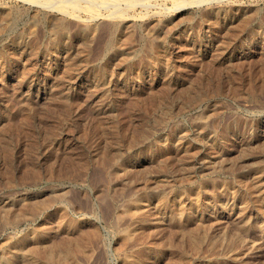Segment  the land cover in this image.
Segmentation results:
<instances>
[{
	"label": "rangeland",
	"instance_id": "1",
	"mask_svg": "<svg viewBox=\"0 0 264 264\" xmlns=\"http://www.w3.org/2000/svg\"><path fill=\"white\" fill-rule=\"evenodd\" d=\"M185 1L94 17L0 0L9 264L17 243L42 260L67 247L47 264L264 263V0Z\"/></svg>",
	"mask_w": 264,
	"mask_h": 264
},
{
	"label": "bare ground",
	"instance_id": "2",
	"mask_svg": "<svg viewBox=\"0 0 264 264\" xmlns=\"http://www.w3.org/2000/svg\"><path fill=\"white\" fill-rule=\"evenodd\" d=\"M26 1H31L32 3L33 2H35V0H26ZM37 1V0H36ZM78 1H80V0H38V2H41L42 4H44V6L46 5V6H52V7H54V8H57V9H59V10H61V12L62 11H64L65 13L67 12V13H69V9H73V10H80V9H84V10H89L88 12H90L91 14H92V16H94V17H96L95 15H96V12L97 11H99L101 8H102V10H103V8H105L108 12H109V15H111V16H121V14H122V12H123V10L124 9H126L125 8V6L128 8V10H129V8H133L134 6H136V5H138V4H140V6L142 5H146V4H149L150 3V0H88V1H86L85 0V2H86V5H85V7H83L82 5H80V2H83V1H80V2H78ZM172 2L174 1L175 2V4L178 6V7H183V6H185V5H187L186 4V1L185 0H171ZM198 2L200 1L201 2V0H197ZM222 1V0H221ZM190 2V1H189ZM206 2V1H205ZM40 3V4H41ZM85 4V3H84ZM124 5V8L122 9V6ZM43 7V6H42ZM88 9H87V8ZM54 8H52L53 10H54ZM176 8V7H175ZM73 10H72V12H73ZM84 10H82V11H84ZM127 10V9H126ZM178 10V9H177ZM87 11H86V13H87ZM92 11V12H91ZM80 12V11H79ZM85 12V11H84ZM99 13L97 12V15H98ZM123 14H125V13H123ZM254 14V13H253ZM108 15V16H109ZM247 15V14H246ZM74 16H77V15H75L74 14ZM71 17H73V16H71ZM78 17H79V15H78ZM93 17V18H94ZM99 17V16H98ZM97 17V18H98ZM101 17V16H100ZM246 17V16H245ZM75 18H77V17H75ZM117 18V17H116ZM93 20V19H92ZM248 22V21H247ZM249 25V24H248ZM248 27V26H247ZM207 161V160H206ZM251 164V163H250ZM253 165H255V164H253ZM252 166V165H251ZM208 167V166H207ZM213 168H214V166H213ZM253 168V167H252ZM238 169V168H237ZM206 173V172H205ZM242 173V172H241ZM241 173L239 174V176L238 175H236V173L234 174V175H236L235 176V178H237L238 179V181H242V179L244 180L245 178L243 177V175H241ZM263 173H264V171H263ZM238 174V173H237ZM191 173H187L186 174V180L187 179H190L191 178ZM260 175V174H259ZM255 176H258V175H256L255 174ZM255 176H253V177H255ZM185 177V176H184ZM252 177V179H253V184H254V190H256V194L258 195V197H262L263 199V201H264V181L261 179V178H253ZM261 177V176H260ZM250 178V177H249ZM263 178V177H262ZM236 179V180H237ZM250 180V179H249ZM184 181V180H183ZM234 182H235V180H234ZM233 182V183H234ZM244 182V181H243ZM173 183V182H172ZM171 183V184H172ZM236 183V182H235ZM234 183V184H235ZM231 184V183H230ZM239 184V183H238ZM229 185V184H228ZM241 184H239V186H240ZM243 185V184H242ZM241 185V186H242ZM161 186H163V185H161ZM170 186V185H169ZM230 186V187H229ZM228 186V192H230V194L232 195V196H234L236 193H235V188H234V186H233V184H231V185H229ZM240 186V188H242ZM162 188V187H161ZM157 189V188H156ZM151 190V189H150ZM237 190H238V188H237ZM239 190H241V189H239ZM149 191V190H148ZM177 192L176 193H178V190H176ZM227 191V190H226ZM239 192V191H238ZM154 194H151L152 195V197H155V198H157L158 199V201H160L161 202V204L163 203H166V201H167V198H169V197H166V195L163 193V192H161V191H155V192H153ZM244 193H246L245 191H244ZM150 194V193H149ZM189 194V193H188ZM230 194H228L229 196H230ZM256 195V196H257ZM150 196V195H149ZM185 196V195H184ZM231 196V197H232ZM241 196V195H240ZM239 196V197H240ZM234 197H236V196H234ZM245 197V196H244ZM145 199V198H144ZM234 199V198H233ZM148 201V200H147ZM129 202V201H128ZM261 202V201H260ZM131 204H132V206H134V207H136V208H140L141 206H142V204L137 200V198L136 199H133V201H131ZM162 204V205H163ZM224 207V206H223ZM209 209V208H208ZM128 211V210H127ZM136 213H138V212H136ZM178 213V212H177ZM182 213V212H181ZM133 214V213H132ZM180 214V213H179ZM130 215V214H129ZM136 215V214H135ZM156 215V214H155ZM19 217V216H18ZM131 217V216H130ZM180 217V216H179ZM121 218V217H120ZM132 218V217H131ZM116 220V219H115ZM73 221V220H72ZM130 221V220H129ZM160 221V220H159ZM158 221V222H159ZM247 221V220H246ZM117 222V221H116ZM157 222V221H156ZM231 222V221H230ZM213 225V224H212ZM246 225V224H245ZM232 226V225H231ZM259 226V225H258ZM193 227H195V225L193 226ZM237 227V226H236ZM220 228V227H219ZM194 229H196V228H194ZM197 229H198V227H197ZM196 229V230H197ZM230 229V228H229ZM179 230V229H178ZM184 230V229H183ZM190 230V229H189ZM195 230V231H196ZM204 230V229H203ZM210 230V229H209ZM217 230V229H216ZM33 231V230H32ZM31 231V232H32ZM225 231H226V229H225ZM228 231V230H227ZM180 232V231H179ZM182 232V231H181ZM185 232V231H184ZM191 232V231H190ZM189 232V233H190ZM198 232V231H197ZM204 232V231H203ZM208 232V231H207ZM234 232V231H233ZM82 233V232H81ZM91 233V232H90ZM93 233V232H92ZM91 233V234H92ZM202 233V232H201ZM34 233H32V235H33ZM78 234V233H77ZM89 234V233H88ZM88 234H86V235H88ZM207 234V233H206ZM131 235V234H130ZM192 235H194L193 233H192ZM204 235V234H203ZM212 235V234H211ZM224 235V234H223ZM226 235V234H225ZM242 235V234H241ZM182 236V235H181ZM205 236V235H204ZM243 236H245V234L243 235ZM43 237V236H42ZM68 237V236H67ZM86 237V236H85ZM143 237V236H142ZM203 237V236H202ZM201 236H200V234H198V236H190L189 238H192V240H191V242L192 243H194V245L195 246H197V244H200V242L203 240H201V238H202ZM219 237V236H218ZM221 237H222V235H221ZM240 237V236H239ZM34 238V237H33ZM41 238V237H40ZM70 238V237H69ZM171 238V237H170ZM187 238V237H186ZM220 238V237H219ZM62 239V238H61ZM68 239V238H67ZM71 239V238H70ZM139 239V238H138ZM162 239V238H161ZM176 239V238H175ZM179 239V238H178ZM188 239V238H187ZM224 239H226V238H224ZM223 239V240H224ZM147 240V239H146ZM171 240V239H170ZM190 240V239H189ZM31 241V240H30ZM66 241V240H65ZM64 241V242H65ZM69 241V240H68ZM136 241H137V239H136ZM163 241V240H162ZM186 241V240H185ZM216 241V240H215ZM220 241H222V240H220ZM239 241V240H238ZM241 241V240H240ZM37 242H40V241H37ZM36 242V243H37ZM58 242H59V240H58ZM63 242V243H64ZM145 242V241H144ZM154 241H152V243H153ZM161 242V241H160ZM164 242V241H163ZM168 242V241H167ZM166 242V243H167ZM181 242H182V240H181ZM217 242H218V240H217ZM224 242V241H223ZM228 242V241H227ZM34 243V242H33ZM51 243V242H50ZM62 243V242H61ZM127 243V242H126ZM158 243V242H157ZM169 243V242H168ZM176 243V242H175ZM189 243H190V241H189ZM202 243V242H201ZM211 243V242H210ZM212 243H213V241H212ZM216 243V242H215ZM250 243V242H249ZM1 244V243H0ZM32 244V243H31ZM42 244V243H41ZM58 243H56V245H57ZM125 244V243H124ZM143 244V243H142ZM159 244V243H158ZM169 244H171V242L169 243ZM208 244V243H207ZM219 244V243H218ZM223 244V243H222ZM221 244V245H222ZM236 244H238V242L236 243ZM33 245V244H32ZM46 245H48V244H46ZM54 246H52V254L51 253H48V254H46V257H45V259L44 260H42V259H40L39 257H37V255H36V251H35V253L32 251L31 253H29V252H27V251H25L22 247H21V245L20 244H18L17 243V247L15 248V251H14V249L12 250V251H14V254H15V259H17L18 261H21V263H23V264H47L46 262L48 261V259H50L49 257H53L54 256V258H62V256L63 255H65L66 254V256H67V249L65 250V248H67L66 246H64V248H62L63 250H61V249H59V248H57V246H55V244H53ZM61 245V244H60ZM82 245V244H81ZM121 245V244H120ZM151 245V244H150ZM166 245V244H165ZM181 245V244H180ZM187 245V244H186ZM201 245V244H200ZM199 245V246H200ZM205 245V244H204ZM244 245V244H243ZM80 246V245H79ZM212 246V245H211ZM235 246V245H234ZM41 247V246H40ZM51 247V246H50ZM167 247H168V245H167ZM172 247V246H171ZM192 247V246H191ZM225 247V246H224ZM239 247H240V245H239ZM263 247V246H262ZM261 247V248H262ZM48 248V247H47ZM75 248V247H74ZM81 248V247H80ZM118 248V247H117ZM123 248V247H122ZM124 248H125V246H124ZM181 248V247H180ZM209 248H210V246H209ZM214 248V247H213ZM218 248V247H217ZM216 248V249H217ZM236 248V247H235ZM34 249H37V248H34ZM39 249V248H38ZM50 249V248H49ZM79 249V248H78ZM119 249V248H118ZM117 249V250H118ZM182 249V248H181ZM198 249H199V247H198ZM204 249V248H203ZM252 249H253V247H252ZM259 249V248H258ZM257 249V250H258ZM187 250V249H186ZM192 250H193V248H192ZM223 250V249H222ZM229 250V249H228ZM227 250V251H228ZM235 250V249H234ZM249 250H251V248L249 249ZM29 251V250H28ZM70 251V250H69ZM85 251V250H84ZM83 251V252H84ZM170 251H172V250H170ZM199 251V250H198ZM213 251V250H212ZM211 251V252H212ZM216 251V250H215ZM215 251H214V253H215ZM246 251V250H245ZM38 252V251H37ZM47 252V251H46ZM118 252V251H117ZM116 252V253H117ZM140 252V251H139ZM208 252V251H207ZM206 252V253H207ZM219 252V251H218ZM249 252V251H248ZM251 252V251H250ZM38 253H40V252H38ZM143 253V252H142ZM195 253H196V251H195ZM41 254V253H40ZM39 254V255H40ZM45 254V253H44ZM44 254H42L43 256H45ZM69 254V253H68ZM85 253H83V255H84ZM141 254V253H140ZM171 254V253H170ZM245 254H247V253H245ZM255 254V253H254ZM41 255V256H42ZM174 255V254H173ZM179 255V254H178ZM196 255V254H195ZM65 256V258H67ZM14 257V256H13ZM82 257V256H81ZM87 257V256H86ZM242 257V256H241ZM240 257V258H241ZM41 258H44V257H41ZM64 258V257H63ZM69 258V257H68ZM84 258V257H83ZM173 258V257H172ZM238 258H239V256H238ZM78 259V258H77ZM173 259H175V258H173ZM234 259V258H233ZM243 259V258H242ZM56 260H58V259H56ZM146 260V259H145ZM168 260H170V259H168ZM177 260H179V259H177ZM17 261V262H18ZM61 261H63V260H61ZM181 261V260H180ZM249 261V260H248ZM253 261V260H252ZM0 262L2 263V264H9L8 263V261L6 260V259H4V258H2V256L0 257ZM49 262V261H48ZM167 262V261H166ZM177 262V261H176ZM176 262H174V263H176ZM185 262V261H184ZM247 262V261H246ZM53 263V262H52ZM75 263V262H74ZM170 263V262H169ZM253 263V262H252ZM179 264V263H178ZM197 264V263H196ZM227 264V263H226ZM262 264H264V263H262Z\"/></svg>",
	"mask_w": 264,
	"mask_h": 264
}]
</instances>
